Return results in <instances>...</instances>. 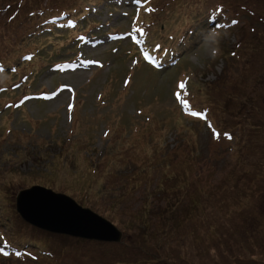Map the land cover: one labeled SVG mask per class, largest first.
<instances>
[{"label": "rangeland", "instance_id": "obj_1", "mask_svg": "<svg viewBox=\"0 0 264 264\" xmlns=\"http://www.w3.org/2000/svg\"><path fill=\"white\" fill-rule=\"evenodd\" d=\"M68 10L81 38L47 45ZM9 64L0 264H264V0H0ZM36 184L120 241L25 222L15 196Z\"/></svg>", "mask_w": 264, "mask_h": 264}, {"label": "water", "instance_id": "obj_2", "mask_svg": "<svg viewBox=\"0 0 264 264\" xmlns=\"http://www.w3.org/2000/svg\"><path fill=\"white\" fill-rule=\"evenodd\" d=\"M15 209L28 224L54 234L102 242H118L122 237L106 218L40 185L19 190Z\"/></svg>", "mask_w": 264, "mask_h": 264}, {"label": "trees", "instance_id": "obj_3", "mask_svg": "<svg viewBox=\"0 0 264 264\" xmlns=\"http://www.w3.org/2000/svg\"><path fill=\"white\" fill-rule=\"evenodd\" d=\"M75 11H76L75 14H73V13L70 14V11L68 10V11L63 12V13H54V14L51 15V20H53V21L50 22V25L56 24L59 21L60 22L64 21L66 23V26H64V27L61 26L60 28L59 27H56V28L53 27L54 30H51V29L50 30H47L49 32L48 35H47V37H48L47 40H50L49 42H47V45L50 44L51 47H52V45H53L52 44L53 43L52 41H55L58 38L68 39L71 36V34L73 32H75V31H76V33L74 34L75 36H73V38L71 37L70 39H75V37L77 39H80L81 38V36H82L81 35L82 29H80L77 26L76 27L75 26H70L71 23H72L70 21H71V19H73V16L74 15H76V14L79 15L81 12L84 13V11H80V12H79V10H75ZM59 29L61 30L60 32L55 31V30H59ZM35 41L38 42L37 40H35ZM43 47H45V45ZM60 53L61 52H58V53L54 54V56H56L57 54L60 55ZM34 56H35L34 53L27 52V53L23 54L22 57L19 58V61H21V62H30ZM64 60L65 59H58V60L54 61L52 64H50V65L53 67V66L59 64L61 61H64ZM50 62H51V60H50ZM14 67H15L14 64H9V66L6 65V66H2L0 68H3V69L8 68L10 70L11 68H14ZM36 185H38V184H36ZM167 194H168V192H167ZM31 242H33L35 245H37L38 246V247L36 246L37 248H39V249H42L43 248L42 246L44 244L41 243L39 240H33L32 239Z\"/></svg>", "mask_w": 264, "mask_h": 264}, {"label": "bare ground", "instance_id": "obj_4", "mask_svg": "<svg viewBox=\"0 0 264 264\" xmlns=\"http://www.w3.org/2000/svg\"><path fill=\"white\" fill-rule=\"evenodd\" d=\"M221 37V36H220ZM60 68V67H59Z\"/></svg>", "mask_w": 264, "mask_h": 264}]
</instances>
